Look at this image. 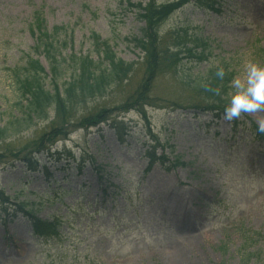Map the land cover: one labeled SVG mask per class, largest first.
Instances as JSON below:
<instances>
[{
	"label": "rangeland",
	"instance_id": "rangeland-1",
	"mask_svg": "<svg viewBox=\"0 0 264 264\" xmlns=\"http://www.w3.org/2000/svg\"><path fill=\"white\" fill-rule=\"evenodd\" d=\"M138 3L0 0V193L9 199L0 202V264H264V142H253L251 135V125L264 121V111L237 121L214 120L210 112L194 109L207 104L182 83H198L211 69L227 68L236 77L247 63L264 65V0H207L179 10L160 29L161 62L158 70L159 65L153 66L151 80L148 56L134 44L146 27ZM36 12L43 14L49 31L63 28L59 40L68 42L65 55L103 63L95 46L98 36L134 68L126 82L67 114L79 126L108 110V124L62 130L68 131L67 139L49 143L54 144L52 156H38L40 167L34 172L21 160L35 152L34 144L52 126L62 125L55 111L48 121L30 124L13 78L12 71L23 67L26 57L49 74L30 32ZM177 36L185 44L179 73L164 60ZM141 86L148 99L128 106ZM115 120L123 122L124 134L110 128ZM236 122L246 125L230 141ZM150 133L171 161L179 157L186 166L167 170L157 165L149 171L145 151ZM64 148L76 163L57 156ZM83 158L94 164L87 163L79 174ZM57 187L67 195L51 204L48 198ZM43 202L38 219H62L60 240L38 239L29 218L16 209L27 203L32 210V204Z\"/></svg>",
	"mask_w": 264,
	"mask_h": 264
},
{
	"label": "trees",
	"instance_id": "trees-1",
	"mask_svg": "<svg viewBox=\"0 0 264 264\" xmlns=\"http://www.w3.org/2000/svg\"><path fill=\"white\" fill-rule=\"evenodd\" d=\"M137 5L140 12V18L144 21L146 27L142 30L141 38L134 40L135 47L145 54L148 69V79H153L155 69L160 67L161 52L159 50V34L160 29L167 23V21L177 13L186 7L206 4L207 0H172L171 2L159 4V0H137ZM63 31V28L54 27L52 31L47 28L46 20L41 12L35 13V21L30 25V32L33 34L36 40L35 52L45 56L49 65V74H47L40 62L30 57H26L25 65L21 68H15L13 70V78L18 87V91L21 94L22 99L26 102V114L28 122L32 124L34 121H48L51 111H55L57 119L62 121V125L58 127L52 126V131H49L42 136L35 144V152L30 156L21 160L29 168L30 171H37L40 167L38 156L42 154L51 155L52 144L61 139H67L68 131H73L75 128H89L99 127L101 124H107L110 120V114L108 110L98 112L94 116H90L84 119L79 126L73 125L75 121L67 114L75 106L80 103H85L87 99H94L104 94L111 86H118L124 83L130 77L134 65H129L124 61L117 58L113 48L108 42H100L98 36L94 37L96 50L103 56V63L96 64L90 57L77 56L76 54L65 55L68 42L59 40V35ZM177 41L174 43V47L165 49V61L170 63V67H174L177 73L181 69L182 59V47L185 46L184 41L177 36ZM70 43V42H69ZM204 48L206 44H201ZM172 50L176 51L171 53ZM204 51H206L204 49ZM187 53L190 56L195 57L192 49H188ZM203 56L200 55L199 59L203 60ZM197 57V56H196ZM195 57V58H196ZM105 63L107 64L106 66ZM219 69V68H218ZM225 71V77L223 80L216 77L217 69H211L207 72L206 76L198 83L189 80L182 81L183 85L190 91L194 92L197 97L207 104L205 107H195L197 111L210 112L215 120H220L223 117L224 107L228 104V100L225 98L228 96L231 90L230 84L234 75L229 73L227 68H223ZM70 76L68 82L64 81V78ZM69 78V77H68ZM50 80V86L52 90L46 88V80ZM64 82V83H62ZM62 84V85H61ZM146 86V84H144ZM219 90V95L216 94V90ZM147 90L141 86L136 94H134L128 100V106L132 104H138L139 101L148 99ZM225 99V100H224ZM133 108V107H132ZM124 112L129 111V108H123ZM245 116L242 114L240 117ZM61 117V118H60ZM235 119L236 121L238 119ZM71 123V125H69ZM238 124H236L237 127ZM22 125H19V128ZM239 126V125H238ZM111 129L118 135L126 130L123 122L113 121ZM68 130V131H62ZM253 132L255 134L254 139L258 142H264V133L258 131V128L253 125ZM4 134V131L0 132V135ZM151 139L146 142L145 158L148 161L149 171L156 165H160L167 170L177 169L184 167L185 164L181 163V159L176 157L171 161L168 155L165 153V147L153 137L150 133ZM57 140V141H56ZM163 149L161 156L158 155L159 149ZM173 150L171 153L173 154ZM61 155L71 158V154L65 150ZM61 155H57L61 157ZM1 159V156H0ZM89 162V159H83L81 165L78 167V172L81 173L85 164ZM92 164L94 162L90 160ZM46 172L47 179H50V175L47 172V167H43ZM66 194L65 189L61 187L55 188L52 198L49 197L48 201L51 204H55L62 200ZM1 204H6L9 199L4 197L3 193H0ZM35 209L29 210L27 203H20L16 205L18 212L23 213L29 218V221L33 228L34 235L40 240H60L63 233L61 227L63 223L61 220L55 219L53 221H41L38 219L37 214L44 206V202L32 204ZM17 212V210L15 211Z\"/></svg>",
	"mask_w": 264,
	"mask_h": 264
},
{
	"label": "clouds",
	"instance_id": "clouds-1",
	"mask_svg": "<svg viewBox=\"0 0 264 264\" xmlns=\"http://www.w3.org/2000/svg\"><path fill=\"white\" fill-rule=\"evenodd\" d=\"M216 77L223 80L225 71L219 68ZM230 101L224 107L223 119L231 122L242 114L264 111V65L247 63L241 75L234 77L231 81ZM219 95V90H216ZM258 131L264 133V121L258 126Z\"/></svg>",
	"mask_w": 264,
	"mask_h": 264
}]
</instances>
